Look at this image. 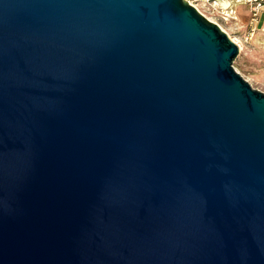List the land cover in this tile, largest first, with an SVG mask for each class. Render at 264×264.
<instances>
[{
	"label": "water",
	"instance_id": "95a60500",
	"mask_svg": "<svg viewBox=\"0 0 264 264\" xmlns=\"http://www.w3.org/2000/svg\"><path fill=\"white\" fill-rule=\"evenodd\" d=\"M185 0H0V264H264V93Z\"/></svg>",
	"mask_w": 264,
	"mask_h": 264
},
{
	"label": "rangeland",
	"instance_id": "374dc122",
	"mask_svg": "<svg viewBox=\"0 0 264 264\" xmlns=\"http://www.w3.org/2000/svg\"><path fill=\"white\" fill-rule=\"evenodd\" d=\"M204 17L215 22L237 45L231 61L233 70L251 88L264 93V0L196 1ZM226 8L228 15L220 14Z\"/></svg>",
	"mask_w": 264,
	"mask_h": 264
},
{
	"label": "built area",
	"instance_id": "2783aa9c",
	"mask_svg": "<svg viewBox=\"0 0 264 264\" xmlns=\"http://www.w3.org/2000/svg\"><path fill=\"white\" fill-rule=\"evenodd\" d=\"M185 1H187L189 4H193V5H195V3H196V1H205V2H207V3H211V4H215L216 3V1L217 0H185ZM191 4V5H192ZM192 5V6H193ZM194 7V6H193ZM195 8V7H194ZM196 9V8H195ZM197 10V9H196ZM219 10H220V14H225V16H227L228 15V11H231V10H226V8H219ZM198 12H199V10H197ZM200 13V12H199ZM203 15V14H202ZM209 20V19H208ZM215 23V22H214ZM218 25V24H217ZM219 26V25H218Z\"/></svg>",
	"mask_w": 264,
	"mask_h": 264
},
{
	"label": "bare ground",
	"instance_id": "6f19581e",
	"mask_svg": "<svg viewBox=\"0 0 264 264\" xmlns=\"http://www.w3.org/2000/svg\"><path fill=\"white\" fill-rule=\"evenodd\" d=\"M192 4V3H191ZM193 5V4H192ZM195 8H196V6L195 5H193ZM197 9V8H196ZM198 10V9H197Z\"/></svg>",
	"mask_w": 264,
	"mask_h": 264
}]
</instances>
